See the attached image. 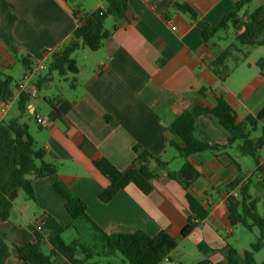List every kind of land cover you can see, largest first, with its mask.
<instances>
[{
	"label": "crops",
	"instance_id": "crops-1",
	"mask_svg": "<svg viewBox=\"0 0 264 264\" xmlns=\"http://www.w3.org/2000/svg\"><path fill=\"white\" fill-rule=\"evenodd\" d=\"M73 1L0 0V73L11 75L19 84L27 72L21 58L30 57L33 68L38 63L45 64L70 39L77 26L73 15L77 3ZM237 2L128 0L125 20L106 21L110 36L104 46L91 53L83 49L89 67L82 64L76 85L71 87L74 95L58 96L62 99L58 105L61 118L52 120L50 127L39 125L36 117L41 116V99L32 96L28 113L20 122L29 126L30 135L46 150V160L54 163L58 172L55 176L34 179L33 205L26 201L18 206L14 202L10 219L0 223V230L8 235L10 244L24 246L35 242L28 226L37 224L46 215L55 217L63 227L71 225L64 200L53 189L54 183L63 181L86 203L88 216L106 234L142 231L155 237L165 232L174 238L177 247L161 264H185L176 256L179 250L193 258L192 264L205 261L227 264L222 249L228 244L241 256L247 251L238 246L236 228L240 226H233L229 219L228 197L238 192L228 185L238 178L241 185L252 179L251 193L260 198L258 209L264 214V187L259 184L258 187L254 179L256 166L246 167L244 157H239L234 148L219 157L207 152L190 158L200 177L189 193L207 216L187 237L182 236L191 216L186 191L168 177L176 159L173 150L177 153L169 143H181L171 124L184 112L191 111L196 102L214 106L216 96L222 95L237 112L239 121L264 108V76L256 66L264 58L262 47H244L234 54L227 61L228 76L220 77L212 63L235 42L233 29L224 32H232V36L224 37L220 32L206 43L198 23L188 14L172 9L175 3H188L198 14L199 22L214 28L235 10ZM81 3L84 10L95 11L105 8L107 0H81ZM263 4L264 0H252L247 10ZM243 55L246 57L236 63L235 57ZM39 76L45 74L40 71ZM202 89L204 98L200 95ZM18 96L16 89L13 98L7 101L0 98V122L19 118ZM50 99L55 98H45L44 102L48 104ZM30 119L37 123L39 132L29 124ZM196 135L214 145L228 143L225 131L206 116L196 118ZM143 151L169 162L168 170H159L158 177L151 181L152 191L145 194L130 184L112 201L103 203L99 196L109 182L94 167V161L105 158L119 170L129 171ZM261 161L264 164L263 157ZM150 168L154 170L156 165L152 163ZM200 244L215 252L204 253ZM11 263H16L15 258ZM55 264L72 263L60 258ZM90 264L108 263L92 260Z\"/></svg>",
	"mask_w": 264,
	"mask_h": 264
},
{
	"label": "trees",
	"instance_id": "trees-1",
	"mask_svg": "<svg viewBox=\"0 0 264 264\" xmlns=\"http://www.w3.org/2000/svg\"><path fill=\"white\" fill-rule=\"evenodd\" d=\"M75 2L77 4L74 6L73 15L77 26L70 39L51 55L47 64V74L36 78L34 83L38 91L51 83L55 73L61 77L69 74L77 76L80 69L73 55L83 49L92 52L100 50L110 36L105 26L106 21L109 18L116 22L125 20L129 9L128 0H107L105 8L95 11L84 10L81 0ZM251 2L252 0H238L235 10L224 16L214 28L206 22H199L198 14L190 4L175 3L172 7L176 12L188 14L198 23L202 39L206 43L217 38L220 32L233 29L236 34L235 42L212 63L214 72L220 77L228 76L230 72L227 66L228 59L242 52L244 47L264 48V4L249 11L247 7ZM245 57L246 55L241 58L236 56L235 62L238 63ZM20 62L26 71L33 69L30 57H23ZM256 66L264 76V58H260ZM16 89L18 84L14 78L9 74L0 73V98L4 101L13 98ZM200 95L204 98L203 89ZM31 99L30 94L21 93L17 99L19 118L0 122V223L10 219L20 191L25 192L29 199L35 200L33 180L55 176L58 172L57 166L46 160V150L39 147L30 135L29 126L20 122L28 113ZM216 100L214 106L196 102L191 111L184 112L171 124V130L181 143L169 144L184 163L178 171H168V177L176 180L186 191L191 212L188 224L182 231L184 237L191 234L207 216L206 210L189 193L190 187L200 177L199 170L190 162L193 156L209 152L219 157L222 152L234 148L239 157H250L254 160L257 168L256 184L264 187V164L261 161L264 151V129L260 136H254L259 124L264 122V108L256 115H249L243 121H239L237 112L222 95L216 96ZM61 101L60 97L47 101L51 107L52 120L61 118L58 109ZM198 116L214 120L227 134L228 143L214 145L199 138L196 135ZM134 151L138 152V147H135ZM231 160L235 162L234 159ZM152 163L156 165L154 170L150 168ZM93 164L109 182L99 196L103 203L112 201L118 192L130 184L149 194L152 191L151 181L158 177L159 170H168L169 166V162L153 156L148 151H143L136 157L134 167L129 171L119 170L105 158L96 160ZM251 186L252 179L241 185L240 178L228 185L230 190L238 192L237 197L232 194L228 197L231 224L248 231L257 229L259 235L242 256L233 246L226 245L222 252L226 256L227 264H257L255 254L264 248V214L259 212L260 198L251 193ZM53 189L64 200L65 208L72 218L71 225L63 227L55 217L46 215L37 224L28 226L35 237V242L24 246L10 244L8 235L0 230V264H55L60 258H65L72 264H90L96 256L110 258L118 255L122 257V264H161L177 247V241L165 232L155 237L142 231L108 235L92 221L87 214L86 203L65 182L54 183ZM77 222L90 225L95 234L96 246L83 243L79 239L69 243L64 240L66 230L75 227ZM199 249L206 254L215 252L206 244H200ZM12 258H15L16 263H11ZM202 264L210 263L205 261ZM261 264H264V261Z\"/></svg>",
	"mask_w": 264,
	"mask_h": 264
},
{
	"label": "rangeland",
	"instance_id": "rangeland-1",
	"mask_svg": "<svg viewBox=\"0 0 264 264\" xmlns=\"http://www.w3.org/2000/svg\"><path fill=\"white\" fill-rule=\"evenodd\" d=\"M73 2H75V0ZM221 33H222V35H224V37H227V35H230V36L233 35L232 32L229 34H225L222 31ZM261 49H263V51H264L263 47ZM85 51H86V53H91V52H89L90 51L89 49H87ZM73 58L76 60L79 69L82 68V64H86V65L88 64V59H86V56H85L83 50L76 52L73 55ZM47 64H48V61L45 63V65L47 66ZM88 67L89 66L87 65V68ZM42 73L46 75L47 69L42 70ZM15 78L18 79L19 75L17 74ZM36 78H37V76L35 77V79ZM76 82H77V76L69 74L66 77H61L55 73L52 76L51 83L48 86L42 88L40 91H38V96L41 99L40 100L41 102H40L39 114L42 117L50 116V113H51L50 106L44 102V99L45 98H52V97L56 98L58 96L63 97V95L71 97L72 95H74V91L71 87H72V85H76ZM34 101L36 102V100H34ZM29 124L33 128H35L36 131L39 132V127L34 120L30 119ZM263 129H264V122L259 124L258 131L256 134H254V136H260ZM173 153H174V156H176V159L173 161V163L171 165V170L177 171L182 166L184 160L182 158H179L177 153L174 150H173ZM262 157L264 158V151L262 152ZM243 163L245 164L246 167H249L251 169H254L256 166L254 163V160L250 157H244ZM254 179L257 180L256 177H254ZM258 187H260V186L258 185ZM26 201L31 203V205H33L32 200H30L28 198V196L25 194V192L20 191L19 196L16 199L15 203L18 206L19 205L21 206ZM236 230L239 231L237 234V237H238V240L240 242V245H238V246L240 248L245 247V248H247V250H249L251 244L255 242L256 238L259 235L258 230L254 229L253 231H248L241 226L237 227ZM94 235H95L94 231L92 230L90 225H87L83 222H77L75 224V227H72V228H69L66 230L63 237L67 243L71 242L72 240L79 239L83 243H86V244L91 245V246H96L95 245L96 240L94 239V237H95ZM227 239H231V237H229ZM97 247H100V246L97 245ZM188 250H191L195 254L199 253L198 250L192 249V247H188ZM176 256L179 258V260H181V262H184L185 264H192L193 258L188 257L185 253H183V250H179V252H177ZM94 260L100 261V262H105V263L107 262L108 264H122V257L120 255H118L116 257H110V258H107L104 256H96L94 258ZM255 260H256L257 264H261L264 261V248L255 254Z\"/></svg>",
	"mask_w": 264,
	"mask_h": 264
},
{
	"label": "built area",
	"instance_id": "built-area-1",
	"mask_svg": "<svg viewBox=\"0 0 264 264\" xmlns=\"http://www.w3.org/2000/svg\"><path fill=\"white\" fill-rule=\"evenodd\" d=\"M47 69V66L44 63H38L32 70L27 71L23 77V80L18 84V95L21 93H27L31 96L38 95V89L35 85V77L39 74L40 71ZM36 122L43 127H50L53 123L50 117L37 116ZM237 197L238 193L232 194Z\"/></svg>",
	"mask_w": 264,
	"mask_h": 264
}]
</instances>
